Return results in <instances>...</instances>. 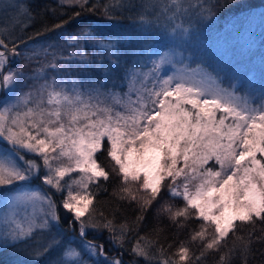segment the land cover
<instances>
[{"label":"snow or ice","instance_id":"1","mask_svg":"<svg viewBox=\"0 0 264 264\" xmlns=\"http://www.w3.org/2000/svg\"><path fill=\"white\" fill-rule=\"evenodd\" d=\"M232 3L56 0L34 13L29 0H0V140L11 145L0 150V187L36 180L40 189L11 196L0 247L18 250L34 264L41 257H49L47 264H140L141 259L144 264H257V253L264 258V84L256 88L254 73L245 76L246 66L234 65L228 86H222L219 74L202 62L196 69L201 79L182 75L173 82L161 73L174 53L156 52L153 58L146 39L149 34L185 44L203 39L216 12ZM66 7L79 10L67 20L44 23L28 40L97 11L107 19L127 13L131 24L103 34L91 27L65 31L58 44L22 53L25 30L44 14L65 15L58 10ZM21 55L39 66L30 73L27 64L13 67ZM42 55L51 60H37ZM145 57L151 64L147 71ZM73 65L89 81L73 79L69 89ZM150 78L153 86L147 88ZM245 78L251 91L240 95L238 84ZM125 85L129 91H119ZM110 180L118 203L106 215L94 199L107 191L101 181ZM21 204L32 209L22 218L16 211ZM128 206L135 217L117 222V212ZM150 209L157 224L141 235ZM165 217L177 231L188 230L185 241L167 248L160 243Z\"/></svg>","mask_w":264,"mask_h":264},{"label":"trees","instance_id":"2","mask_svg":"<svg viewBox=\"0 0 264 264\" xmlns=\"http://www.w3.org/2000/svg\"><path fill=\"white\" fill-rule=\"evenodd\" d=\"M90 2H93V0H90ZM103 2L104 0H101V3ZM29 3L34 13H40L45 5L54 6L56 0H29ZM78 10L79 9L66 7L58 10L66 13L63 16L44 14L41 18H38L37 21L22 34V38L25 39L27 43L20 45V51L22 52L26 49L28 50L49 43H53L54 45L58 44L61 41V33L65 31L73 33L79 28L91 27L103 34L126 29L131 24L127 13H124L123 15L117 13L116 19H107L97 11L95 14L86 13L72 20L71 23L66 25L65 29L57 30L55 32H47L39 37L28 40V37L32 36L36 31H42V25L44 23L51 25L59 20H67L68 16H70L73 11ZM261 13H264V0H234V3L221 8L216 12L214 20L209 22L204 28L205 38L203 39L192 41L189 44H185L179 39L168 40L163 36L153 37L152 34H149L146 39L152 42L151 52L153 53V58H155L156 52L163 53L164 51L171 50L182 51L184 52L185 57L189 58L191 69L197 68V64L202 62V67L207 69L214 76L219 74L224 86H228L229 84L228 74L231 72L233 66L244 65L246 66L245 76H247L248 71L253 72L254 86L259 88L261 84H264V19H262V17L260 19H255L256 22L258 21L259 29L262 30L259 31L258 29L259 38L254 40L253 45L243 43L244 41L242 42L239 39V36L250 23L251 19L257 15H261ZM50 50L52 51L53 49ZM85 51L89 56L93 55V49L91 46H86ZM145 63L147 64V67L144 68V71H147V69L151 67L147 57H145ZM79 73L82 83H87L89 81V76L81 71ZM166 73H168L167 69ZM161 74L165 76L164 69ZM92 76L100 78L99 73L94 72L92 73ZM152 86L150 78L146 81L145 87L151 88ZM137 87H139V85H137ZM238 88L241 90L239 93L240 95H244L251 91V86L246 78L241 80L238 84ZM119 91L128 92L129 88L125 85L124 87H121ZM258 102L259 101L257 100V103ZM117 108H119V106H117ZM220 114V112H217V117H219ZM230 122L231 119L225 121V123ZM0 145L4 147V144L1 142ZM97 155L99 156V160L105 159L102 154L98 153ZM108 167L110 168L111 165H108ZM101 183L107 191H100L97 193L94 199V206L104 211L107 215L117 207L118 202L112 196L114 182L110 180L109 182L101 181ZM44 190H47V188L44 187ZM144 195L147 196L146 193H144ZM175 201H178V203H180L179 206H182L183 202L181 200ZM169 202L174 203V200H170ZM61 213L62 211H60V215ZM136 214L137 213L133 211V207H122L120 211L117 212V222H120L125 217L131 220ZM192 223L198 224L199 222L192 221ZM156 224L155 211L154 209H150L145 215V221L141 226L140 234L144 235L146 233H151L153 226ZM159 227L163 229L159 235V240L165 248H167L169 244L176 245L179 241H185L187 239L188 230L183 229L177 231L166 217L159 223ZM61 229L66 231L63 223L61 224ZM92 235L93 234H90L89 238H92ZM99 240L100 242L105 243L106 251H109V255H112L113 253L110 250V245H108L102 237L99 238ZM257 247L261 246L257 245ZM170 251L174 252L175 247ZM124 258L125 260L128 259L127 253H125ZM48 259L49 257H41L39 261L35 262V264H47ZM261 259L264 258L260 257L257 253L255 258L257 264ZM0 264H34V262L30 257L16 249L11 247H0ZM140 264H144L143 259L140 260Z\"/></svg>","mask_w":264,"mask_h":264},{"label":"rangeland","instance_id":"3","mask_svg":"<svg viewBox=\"0 0 264 264\" xmlns=\"http://www.w3.org/2000/svg\"><path fill=\"white\" fill-rule=\"evenodd\" d=\"M260 19L261 18V15H257L256 17H253L250 21V23L247 25V27L245 28V30L243 32H241V35L239 36V39L245 43V44H248V45H253L254 43V40L256 38H259L258 37V29H259V24H258V21L256 22L255 19ZM262 30V29H259V31ZM40 46H36V47H33V48H39ZM32 49V48H31ZM31 49H28V50H31ZM56 50L55 48H53L52 51ZM51 51V50H50ZM64 51V54L67 55V51L68 49L65 48L63 49ZM173 53H174V56H173V62L170 63V64H167L164 66V74L165 76H172L174 78V81L175 82V79L180 77V76H184L185 80H190L192 77H195V79L199 80L201 79V75L200 74H197L196 73V69H191V66L189 65V58L185 57V54L184 52L182 51H179V50H171ZM24 51H22L23 53ZM37 60H40V61H47V60H51V56H40V57H37ZM21 64H27V67H26V71L27 72H31L32 69L36 68L39 66L38 63L36 62H27L25 61L23 55H21L20 57H17L16 60L13 62V67H19ZM75 67V68H73ZM166 69H167V72L166 73ZM51 72V70H48V73L49 74ZM80 71L76 68L75 65L72 66L71 68V71L70 73L67 75V86L69 89L72 88V80H77L79 82L82 83V79L80 77ZM79 74V75H78ZM58 75H61L63 76L64 74L61 73V74H58ZM29 84L33 83V81H28ZM187 86V85H186ZM211 86V85H209ZM222 86H224L222 84ZM26 90V89H25ZM46 99V98H45ZM132 99L135 100L136 99V96L135 94H133L132 96ZM171 99H174L171 98ZM124 102L127 103V98L125 97L124 98ZM93 103H95V101H93ZM105 103H112L111 100H108V101H105ZM190 108V106H188ZM120 110H123V109H120ZM67 119V118H65ZM231 118H229L228 120H230ZM227 121V120H226ZM0 142L2 144H4V147L0 145V150H4V149H8V148H11V145L7 144L5 141L3 140H0ZM26 158H32V155L31 154H27L26 155ZM73 175H76V173H73ZM67 179V177H66ZM39 183V181H36V180H33L31 181V183H27V182H18L17 184L15 185H12V186H3V187H0V231H3L4 227H5V224H4V217L6 215V213H9L11 210L8 208V202L11 198V196L13 194H15L16 192H24V191H37V190H40L36 187V185ZM47 188V186H44ZM58 202L60 200V193H57L56 196L54 197ZM174 205H177L179 206L180 203H178V201H175L174 200ZM16 211L18 212L19 214V217H24L27 213H30L32 211L31 207H25L23 204H21L17 209ZM62 211L61 213V218L62 219H65L66 218V213L64 212V210H60Z\"/></svg>","mask_w":264,"mask_h":264}]
</instances>
